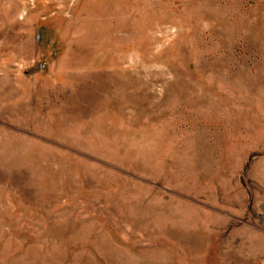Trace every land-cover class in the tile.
I'll return each mask as SVG.
<instances>
[{"label":"rangeland","instance_id":"rangeland-1","mask_svg":"<svg viewBox=\"0 0 264 264\" xmlns=\"http://www.w3.org/2000/svg\"><path fill=\"white\" fill-rule=\"evenodd\" d=\"M0 264H264V0H0Z\"/></svg>","mask_w":264,"mask_h":264}]
</instances>
